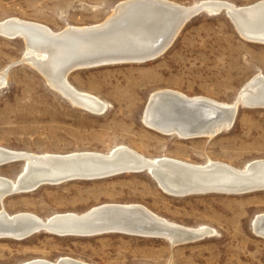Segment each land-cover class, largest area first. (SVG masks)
I'll return each mask as SVG.
<instances>
[{
	"label": "rangeland",
	"instance_id": "374dc122",
	"mask_svg": "<svg viewBox=\"0 0 264 264\" xmlns=\"http://www.w3.org/2000/svg\"><path fill=\"white\" fill-rule=\"evenodd\" d=\"M123 1L0 0V23L18 18L61 32L69 26L99 24ZM168 1L191 6L207 0ZM218 1L247 7L263 0ZM25 47L20 38L0 35V74L9 70L8 84L0 92V147L64 155L108 154L125 146L154 161L170 158L196 165L216 161L237 169L264 160V107L240 106L234 127L214 138L166 136L143 121L156 91L170 89L232 104L255 75L264 74V44L243 39L226 10L190 19L169 49L153 61L112 63L70 73L72 86L108 104L101 115L74 106L50 88L22 59ZM22 165L0 167V176L16 179L26 169ZM0 204L12 215L31 213L43 219L84 214L104 204H138L170 222L215 232L176 246L166 239L123 232L91 237L39 233L24 240L0 239V264L56 262L63 257L89 264H264V239L253 229L254 218L264 213V190L174 196L165 193L148 172H141L44 185Z\"/></svg>",
	"mask_w": 264,
	"mask_h": 264
},
{
	"label": "bare ground",
	"instance_id": "6f19581e",
	"mask_svg": "<svg viewBox=\"0 0 264 264\" xmlns=\"http://www.w3.org/2000/svg\"><path fill=\"white\" fill-rule=\"evenodd\" d=\"M200 5L205 6L209 13H216L221 7L229 11L235 10L237 13L234 15L239 24L236 30L239 35L249 42L264 44V0L247 7H236L232 3L218 0L201 1L191 6H183L168 0H126L119 3L108 18L96 25L69 26L61 32H54L39 23L9 18L0 23V35L9 39H22L26 46L22 59L42 75L50 88L74 106L101 115L107 110L108 104L72 86L68 81L72 68L108 60L120 61L113 64L141 63L122 60L140 59L170 47L184 26L183 15L188 9H195ZM7 84L8 71L5 69L0 74V92ZM238 99H243L246 104L264 103V74L255 75L232 104L202 96L189 97L170 89L156 91L148 100L145 113L143 112V121L148 128L166 136H177L180 139L214 138L234 127L238 115L236 112ZM243 107L260 108L247 105ZM85 155H100L106 157L108 162L92 160ZM17 158L25 159L22 166L25 165L26 169L25 171L22 169L16 179L0 176L2 204L6 196L13 191L15 193L12 194L15 195L33 192L29 189L40 184L60 185L66 183L62 181L67 174L88 167L150 166L160 180L162 190L170 195L173 192L176 194L192 192L190 195L208 193L241 195L252 192L231 191L247 188L249 190L255 186L264 187V160H257L244 169H237L216 161H210L206 165L170 158L154 161L125 146L118 147L108 154L78 152L64 155H37L0 147V161ZM237 179L244 181L234 182ZM238 183L245 186L240 187ZM23 189L27 191H22ZM211 189L215 190L205 191ZM197 191L200 193H193ZM81 220L90 221L92 226L120 225L133 232L157 231L168 236L170 241L175 238L190 239L186 243L203 240L215 234L209 227L193 228L170 222L138 204H104L84 214H56L47 219L23 212L12 215L3 205L0 210V239L24 240L19 237L24 231L40 228L44 229L36 234L55 235L53 233L55 231L77 227ZM253 229L257 236L264 239V213L254 218ZM166 240L169 243L173 242ZM61 259L64 264H89L69 257ZM58 261L38 259L24 264H58Z\"/></svg>",
	"mask_w": 264,
	"mask_h": 264
},
{
	"label": "water",
	"instance_id": "95a60500",
	"mask_svg": "<svg viewBox=\"0 0 264 264\" xmlns=\"http://www.w3.org/2000/svg\"><path fill=\"white\" fill-rule=\"evenodd\" d=\"M226 10L227 12V15L230 17V19L232 20L234 26L237 28V25L238 24V20L236 19L235 17V10L234 11H229L227 10V8L225 7H221V8H218L216 10V13H220L222 11ZM203 12H208L207 8L205 6H202L200 5V7H197L195 9H188L186 11V13L183 15V17L185 18H182L183 22L182 24L184 23V25L190 20L192 19L193 17L203 13ZM181 24V25H182ZM169 49V47H167L166 49H163V50H160L159 52L157 53H154V54H149L143 58H140V59H136V60H122V61H140L141 63H146V62H150V61H153L157 58H159L160 56H162L167 50ZM113 62H120L118 60H111V61H102V62H98L96 64H85L84 66H78V67H74L72 68L71 70V73L73 71H76V70H79V69H86V68H93V67H99V66H103V65H108V64H112ZM23 63V61H20L14 65H12L11 67L17 65V64H21ZM10 67V68H11ZM9 71V70H8ZM244 105H247L248 107H264V103H259V104H246L243 99H238V102H237V113H238V109L240 108V106H244ZM78 157H81V156H78ZM86 158H89V159H92V160H98V161H104V162H108L106 159V157H102L100 155H85ZM25 159L24 158H17V159H13V160H5V161H0V167L4 166V165H7V164H10V163H15V162H24ZM110 165V164H109ZM75 172V173H74ZM70 174H67L65 176V178H63L64 180L62 182H70V181H74V180H79V179H88V180H96V179H105V178H109V177H113V176H117V175H121V174H126V173H141V172H148L152 177L153 179L156 181V183L158 184V186L163 189V187L159 184V179L157 178L156 174L152 172V170L150 169V166H143V167H132V168H119V166H109V167H104V168H101V167H88V168H85L84 170H80V171H74ZM236 176V175H235ZM244 181L243 179H237L236 181L234 182H242ZM243 183V182H242ZM242 183H238L237 185H240V187H244L245 184H242ZM257 185V184H256ZM42 186V184L40 185H36L34 186L33 188H30L29 190L30 191H36L38 190L40 187ZM248 189V188H247ZM241 190V191H231L233 193H245V192H253V191H258V190H262L264 189V187H257L255 186V188L253 189H249V190ZM215 189H211V190H205V191H214ZM21 191V190H20ZM22 191H27L26 189H23ZM202 192V191H201ZM15 193L14 191L11 192L10 195L8 196H11ZM192 193V192H191ZM191 193H179V194H176L175 192L172 193V195L174 196H186V195H190ZM193 193H200L199 191L197 192H193ZM6 196V197H8ZM5 197V198H6ZM80 223L78 224L77 227H70V228H67L65 230H60V231H55L53 232L55 235L57 236H61V237H65V236H84V237H90V236H96V235H102V234H106V233H113V232H124V233H128V234H131V235H139V236H146V237H153V238H162V239H168L170 241V239L168 238V236H165L163 234H159V232H151L149 231L148 232H133V231H130V230H126L125 228H123L122 226L120 225H116V226H107V225H102V226H98V225H95L93 224V226L90 224V221H79ZM71 225V224H70ZM81 225V226H80ZM44 228H40L38 230H26L24 231L21 236V239H27L33 235L36 234V232L38 231H42ZM190 239H182V238H178V239H174V240H171L173 242H171L174 246L176 245H181V244H185L186 242H188ZM58 264H64V261L59 260L58 261Z\"/></svg>",
	"mask_w": 264,
	"mask_h": 264
}]
</instances>
